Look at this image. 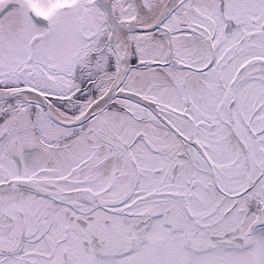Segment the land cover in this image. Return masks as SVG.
<instances>
[{"label": "snow or ice", "instance_id": "snow-or-ice-1", "mask_svg": "<svg viewBox=\"0 0 264 264\" xmlns=\"http://www.w3.org/2000/svg\"><path fill=\"white\" fill-rule=\"evenodd\" d=\"M0 264H264V0H0Z\"/></svg>", "mask_w": 264, "mask_h": 264}]
</instances>
